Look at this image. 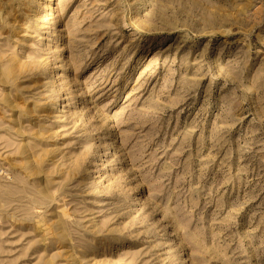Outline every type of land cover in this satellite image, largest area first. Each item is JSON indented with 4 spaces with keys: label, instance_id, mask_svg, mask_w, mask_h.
Wrapping results in <instances>:
<instances>
[{
    "label": "rangeland",
    "instance_id": "obj_1",
    "mask_svg": "<svg viewBox=\"0 0 264 264\" xmlns=\"http://www.w3.org/2000/svg\"><path fill=\"white\" fill-rule=\"evenodd\" d=\"M0 264H264V0H0Z\"/></svg>",
    "mask_w": 264,
    "mask_h": 264
}]
</instances>
